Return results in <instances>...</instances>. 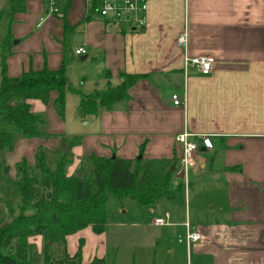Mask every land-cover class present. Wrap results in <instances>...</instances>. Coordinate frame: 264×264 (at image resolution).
Listing matches in <instances>:
<instances>
[{"label": "crops", "instance_id": "crops-1", "mask_svg": "<svg viewBox=\"0 0 264 264\" xmlns=\"http://www.w3.org/2000/svg\"><path fill=\"white\" fill-rule=\"evenodd\" d=\"M43 7V0H24L20 11L9 15L8 6L3 13L11 36L10 48H0V52L9 49L8 78L44 67L54 71L61 65L63 19H44ZM60 8L73 28L66 44L81 32L82 43L73 52L82 49L85 53L79 56L86 57L84 61L98 64L96 74L101 79L83 71L80 92L90 90L88 95L107 84L117 86L120 73L145 77L128 90L127 100L101 109L96 116H80L78 97L68 93L62 119L53 109L55 92L46 105L27 100L32 113L45 117L48 130L43 137L17 136L11 149L0 152V171L13 181L16 164L25 161L32 169L39 148H50L52 157L65 144L70 160L67 176L88 156L142 158L151 172H170V181L184 186L186 176L177 175L180 147L175 137L188 132L198 142L200 135L208 136L212 149L199 147L195 165L187 173L193 183L206 180L223 194L226 208L211 206L195 223L186 214L184 222L172 226L183 227L185 236L183 224L188 223L200 235L197 242H185L190 264H264V0H147L146 24L138 31L116 27L95 15L87 18L84 0H61ZM5 31L2 28L0 38ZM184 32L188 55L215 59L208 75L191 67L184 70L183 50L176 44ZM184 90L183 105L174 106L171 97L183 98ZM68 98L73 99L72 106ZM47 135L57 138L48 140ZM185 190L186 185L184 194ZM216 212L222 217L215 218ZM209 213L211 218L206 216ZM89 233L86 228L67 236V253L73 255L78 241L91 237Z\"/></svg>", "mask_w": 264, "mask_h": 264}, {"label": "trees", "instance_id": "trees-1", "mask_svg": "<svg viewBox=\"0 0 264 264\" xmlns=\"http://www.w3.org/2000/svg\"><path fill=\"white\" fill-rule=\"evenodd\" d=\"M23 2L9 0V15L20 11ZM64 16L65 12H62L59 17L63 19L64 43L62 62L57 70L44 67L11 79L6 76L5 67L9 49L0 52V152L11 149L17 136L32 138L42 135L40 127L44 125V118L31 112L27 100H39L46 105L50 93L55 92L53 109L62 119L65 96L72 93L79 99L77 113L80 116H96L101 109L108 110L127 100L128 90L145 77L120 73L121 83L117 86L107 84L105 89L88 95L74 90L66 77V66L70 61L66 40L73 28ZM5 32L6 35L0 38V48H10L8 25ZM68 155L69 151L62 149L55 152L49 166L44 152L38 150L36 172L22 161L16 164L14 181L0 182V202L6 204L8 213V218H0V264H81L83 240L78 241L77 251L69 255L65 238L86 228L95 235L103 234L109 197L130 198L138 208L161 199L184 201L183 184L178 182L176 188L170 189V172L164 175L153 173L150 164H145L142 158L132 161L88 156L81 161L77 170L79 177L75 178L74 174L66 175L70 163ZM32 236L42 238L40 253L33 251L27 241ZM88 264L107 263L105 258L94 257Z\"/></svg>", "mask_w": 264, "mask_h": 264}, {"label": "rangeland", "instance_id": "rangeland-1", "mask_svg": "<svg viewBox=\"0 0 264 264\" xmlns=\"http://www.w3.org/2000/svg\"><path fill=\"white\" fill-rule=\"evenodd\" d=\"M8 6V0H0V10L2 11L0 13V33L2 32V28L6 30L8 24L6 16H3V13H7ZM43 13L44 19L46 17H52L47 16L45 10ZM82 39V33L76 32L70 38L69 45L67 44V53L69 54L70 61L66 66V77L71 82L72 88L76 90L81 89L79 85L80 78L82 75H85L82 74L84 73L83 71H92L95 75H87L90 77L93 75L97 78L96 71L98 70V64H90V61H80L82 56L74 55L73 48L80 46L79 44L82 43ZM15 41L13 40L12 42ZM81 67L82 69H80ZM89 91L81 90L84 94H87ZM68 96H72L74 99L76 98L74 94L68 93ZM68 99V106H72L74 104L73 99V103L70 98ZM71 114L72 109L69 107V115L71 116ZM44 123L45 125L40 127L41 137L45 136V129L48 130V122L46 119H44ZM47 136H49V138L47 137L48 140L57 138L56 136ZM63 140L69 142L71 139L64 137ZM64 145L62 144L59 150ZM39 149L45 153L48 164L51 166L52 161L51 156H49L50 148L41 147ZM32 170L36 172L34 166ZM76 173L78 172L76 171L74 176ZM1 178H3L2 181ZM4 181H9V177L0 171V182ZM183 183L184 186L186 185V194L183 196V203H180L178 200L168 201L167 199H161L152 205L138 208L136 203L130 198L117 199L115 197H109L105 209L106 226L104 235L102 237H96L98 235L95 236V234L89 233L90 235L92 234L91 237H86L85 240L80 239L83 240L81 264H88L94 257L105 258L107 264H190V257L187 256L184 240V228L180 225H172L184 222L186 214H188L187 216L190 217L192 223L201 221L203 219L202 216H204L202 213L208 211L211 206L217 205L225 209L226 204L223 194L217 193L218 191L215 192L207 185L206 180L193 183L192 177H188L187 173L186 177H183ZM169 185L170 189H174L177 183L171 180ZM165 213H168L170 216V219L166 220L169 225H154V219H163ZM7 214L6 204L0 202V218L2 216L6 218L8 216ZM211 214L213 213H209L206 216L211 218L209 216ZM214 217L220 218L222 217V213L216 212L214 213ZM27 241L33 246V251L37 253L41 252V236L29 237ZM85 243L86 246L84 247ZM54 248L57 249L56 247ZM71 248L73 247L71 246ZM57 250H55L56 256Z\"/></svg>", "mask_w": 264, "mask_h": 264}, {"label": "built area", "instance_id": "built-area-1", "mask_svg": "<svg viewBox=\"0 0 264 264\" xmlns=\"http://www.w3.org/2000/svg\"><path fill=\"white\" fill-rule=\"evenodd\" d=\"M61 0H43L45 14L47 16H62L60 8ZM86 4L87 18L95 15L106 23L116 27H125L129 31L143 30L146 24L145 13L147 10V0H84ZM134 29V30H133ZM177 46L183 50L184 70L188 67L194 68L201 75H208L212 72L215 59L211 56L191 57L188 55L187 34L181 33L176 39ZM75 55L79 56L85 52L78 49ZM183 98L173 95L171 97L174 106H181L185 101V90ZM193 135L188 132H182L175 137V143L180 147V168L177 171L179 177L186 176L188 169L195 165V154L198 148L211 150L212 143L210 137L200 135L199 141H192ZM169 214L165 213L164 218H155L153 223L157 226H167L166 220ZM185 227L184 240L186 244H191L200 240V235L190 229L188 223L183 224Z\"/></svg>", "mask_w": 264, "mask_h": 264}, {"label": "water", "instance_id": "water-1", "mask_svg": "<svg viewBox=\"0 0 264 264\" xmlns=\"http://www.w3.org/2000/svg\"><path fill=\"white\" fill-rule=\"evenodd\" d=\"M134 30V29H133ZM86 59V57H82V58H80V61H84ZM62 151H64V152H67V151H69V148L68 147H66V146H63L62 147ZM79 177V174L78 173H76L75 174V178H78ZM3 180V178H1V181Z\"/></svg>", "mask_w": 264, "mask_h": 264}]
</instances>
